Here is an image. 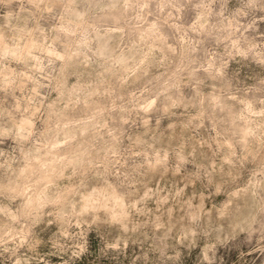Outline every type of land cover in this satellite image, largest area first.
<instances>
[{"label": "clouds", "instance_id": "clouds-1", "mask_svg": "<svg viewBox=\"0 0 264 264\" xmlns=\"http://www.w3.org/2000/svg\"><path fill=\"white\" fill-rule=\"evenodd\" d=\"M0 264H264V0H0Z\"/></svg>", "mask_w": 264, "mask_h": 264}]
</instances>
